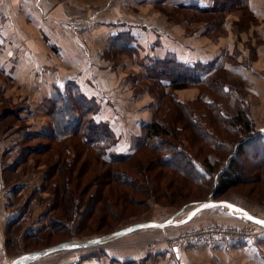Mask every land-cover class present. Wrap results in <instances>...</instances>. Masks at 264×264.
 <instances>
[{
    "label": "rangeland",
    "instance_id": "1",
    "mask_svg": "<svg viewBox=\"0 0 264 264\" xmlns=\"http://www.w3.org/2000/svg\"><path fill=\"white\" fill-rule=\"evenodd\" d=\"M205 1H197V3L200 5L205 3V7L214 3V0ZM244 2L247 6L237 4L225 11L205 10L208 8L198 11L190 7L156 5L157 9L163 11L164 14L166 13L165 15L168 16L171 22L183 25L186 34L190 37L198 38V35H201L202 44L208 45V43H212L219 46V50H217L219 51L218 65L221 64L223 66L220 74H218V79L221 84L229 87V92L224 97L221 94L218 97L215 90L212 93L210 92L211 89L204 85L187 86L172 90V94H168L169 100L166 101L167 97H164L163 101H165V104H161L163 102L158 94V85L154 87L150 78L137 76V70L139 69L132 71V66L129 64L133 63V65L140 68V63L135 59L136 57L129 59L132 58L129 54L106 48L107 58L109 57L113 60L112 62L111 60L107 61L106 70L113 71V74H100L99 76L103 77L105 75L106 81H108L107 76L109 75L114 77V79L116 78L117 81L115 83L120 89L123 99L130 104H138L139 107L136 110L123 108L106 117L105 121H107L114 140L110 151L120 154L134 150L141 139L140 134L143 130V126L137 124V119L142 118L144 122L156 121L164 124L167 127L166 129H170L173 126L172 130L176 131L173 130L171 132L168 140L173 139L176 142V147H180L186 152L188 151V156L198 159L204 166H200V171L205 177L193 181L191 178L181 176L177 172L163 169L157 166L159 161L156 160L158 153H148L146 152V147H143L141 151L134 153L135 157L141 158V166L139 168L137 166L136 171L128 173L130 174L129 176H133V181L130 184H117L114 182L112 183L114 185L105 186L101 191L96 185H92L88 191L89 194L98 192L102 196V202L97 207L96 219L90 222L83 218L81 223L75 221L73 224L71 221H65L66 224L62 228L63 232L68 235L71 233L85 235L86 237H83V239L99 236L102 235L100 234L102 232L113 231V229L126 227L135 222L164 220L183 206L207 199H226L251 213L264 216V156H262L264 149L260 146L261 142H258V140L250 139L245 145L240 147L239 153L235 156L237 164L242 166L240 181L223 195L217 198L212 195L214 182V176L212 175L223 166L234 142L244 136L241 127L235 129L232 125H225L219 121H230L231 123L236 111H241L242 109L252 122V131L250 130V132H260L262 138H264V0H244ZM227 48H229V53H226ZM259 49H262V53L259 52ZM125 61L130 63L127 66H123ZM226 63H228L229 72L226 70ZM251 63H254L259 68V74H244L242 68L245 66L248 68L247 65H251ZM243 64L245 66H242ZM144 66L146 67L145 64ZM95 77L98 79V75ZM203 96L207 99L217 98V101L221 104L218 109L213 110L214 113L212 114L214 117L211 115V118L205 117L203 119L205 115L203 111L206 110V107L200 100L194 101V99L198 97L200 99ZM173 97L180 103H190L191 107L194 108V112L217 134V137L211 140L217 147L205 146L204 142L198 141L195 137L193 139L190 137V133L193 134V132L187 127L188 115L174 103ZM0 99L5 101V103H2L3 105L1 104L3 107L13 106L15 108L17 106V100L8 95V93L5 96L0 94ZM175 109H178V117L185 119L184 124L182 121L172 123V119L176 116L173 113ZM192 114L194 113L192 112ZM105 115L106 113L103 114V116ZM222 115L226 118L228 116L227 120ZM9 116L6 115L4 121L14 122L12 121L13 118H9ZM100 116L101 113L96 117V120H101ZM219 124H221V127H219ZM215 126L218 128L215 129ZM207 138L212 139V136ZM39 142L40 140L37 138L36 140L20 143L19 146H34ZM59 144L60 142H54L53 147L58 148ZM202 148L204 149L202 150ZM49 151L42 154H29L24 157L25 160L27 159L26 161L22 158L25 161L21 163L23 168L7 170L2 174V181L7 189L10 186H20L17 193L3 190V194L6 203L8 202L9 204L8 210L6 209L7 213L9 215L12 213L17 214L14 209H18L19 212L21 210L23 218L22 228L26 230L45 225L46 228L44 230L52 232L46 226L49 217L64 216L65 214L64 218L70 219L72 215V210L68 213L70 206L68 209L67 206L63 205L67 208V212H64L65 209L61 204L55 209H51L52 201L56 199L55 194H57L54 188V179L57 180V175H52L50 179L44 180L47 167L49 166V161H46L48 155H50ZM88 151L90 150L84 149L85 153ZM55 154L52 156V161L57 158V154ZM71 155H74L73 151ZM85 157L86 154H83L82 159ZM150 159H152V162L146 168ZM106 167L107 165L103 166L100 164V166H97V170H104ZM24 168H27V170ZM119 188H123L124 191L122 193L119 192ZM187 208H185L184 212ZM211 212L220 213L223 212V209L215 207ZM226 212L224 211L225 214L221 213L222 217L217 216L209 221L232 223L225 219ZM183 213L178 215L179 218L184 216ZM227 215L229 216V213ZM235 218L237 219L233 218L232 220L239 221H235L233 224L248 222L240 217ZM209 221L191 222L188 226L205 224ZM185 223H182L181 226ZM71 224L72 227L70 226ZM87 224L93 225L90 228ZM75 225L79 227L75 228L74 231L73 227ZM160 228L157 227L159 230ZM149 231L154 230L149 227L141 228L93 247L62 250L48 256H60L72 251H80L82 252L81 255L85 257L89 255L97 256L104 253L106 248L110 249L111 247H107L110 244L119 243L132 237L139 238L135 236L145 233L149 234L147 233ZM41 234L48 233L42 232ZM53 238H49L48 243L51 245L58 243L56 241L61 239V237ZM78 238L80 239L81 237ZM37 245L42 246L43 243Z\"/></svg>",
    "mask_w": 264,
    "mask_h": 264
},
{
    "label": "crops",
    "instance_id": "2",
    "mask_svg": "<svg viewBox=\"0 0 264 264\" xmlns=\"http://www.w3.org/2000/svg\"><path fill=\"white\" fill-rule=\"evenodd\" d=\"M197 1L206 2L0 0V94L5 96L8 93L17 100L14 108L1 106L5 101L0 99V264L19 255L10 254L7 250V224L16 214L7 213L9 204L3 194V190L14 192L16 186L7 189L2 181L4 171L19 170L21 163L25 162L22 158L24 148L28 146L20 147L19 144L36 140L50 127L55 105L68 86L74 87L76 95L94 102L98 110L96 117L101 113V120L98 121L106 120L111 113L123 108H139L138 104H130L123 99L115 83L116 78L109 75L106 81L105 75L99 76L113 74V71L106 70V63L111 60L106 56V48H110L121 33L129 36V46L132 47L126 53L132 56L129 59L136 57L140 63V68L128 61L123 66L129 64L132 71L139 69L137 76L143 78H147V66L155 58L172 56L177 61L189 64L214 59L218 63L219 46L202 44L201 35L198 38L190 37L183 25L171 22L166 13L156 7L160 4L185 8L184 5L188 3L198 5ZM205 5L199 4L200 7ZM228 49L226 53H229ZM259 52L262 53V49ZM227 64L225 67L229 72ZM247 66L242 68L244 74H259V68L254 63ZM6 115H10L14 122H5ZM142 121L139 118L136 122L140 125ZM214 208L199 211L183 226L182 223H170L149 227L154 231L135 236L139 238L132 237L110 244L107 247L111 248H106L98 256L85 257L80 251H72L54 257L48 254L27 264H264V237L254 243L218 242L179 249L166 244L167 236L191 222H206L217 216L222 217L224 211H227L226 220L232 223L239 221L232 220L237 216L226 208L218 207L223 209L220 213L211 212ZM176 218L180 219L179 216ZM157 227H161L160 230ZM150 240L156 241L155 249L145 247Z\"/></svg>",
    "mask_w": 264,
    "mask_h": 264
},
{
    "label": "trees",
    "instance_id": "3",
    "mask_svg": "<svg viewBox=\"0 0 264 264\" xmlns=\"http://www.w3.org/2000/svg\"><path fill=\"white\" fill-rule=\"evenodd\" d=\"M237 4L247 6L244 0H214L213 5L206 7H200L195 3H188L184 6L192 7L198 11H202L204 8H208L205 10L225 11ZM128 38L127 33L119 34L109 49L123 53L130 52L132 47L129 46ZM222 66L221 64L218 65L214 59L207 62L195 61L189 64L177 61L172 56H165L153 59L146 70L147 77L152 80V85L154 87L158 85L159 87L158 94L161 96L163 102L161 104H165L163 98L167 97L166 101H168V94H172V90L187 86L204 85L205 87H209L212 93L215 90L218 97H220V94L224 97L229 92V87L219 82L218 74H220ZM204 97H201L202 99L198 97L194 101L200 100L205 105L206 110L203 111L205 113L203 119L205 117L211 118V115L214 117L212 114L214 113L213 110L218 109L221 104L217 101V98L207 99ZM173 101L188 115L187 127L193 132V134L190 133V137L192 139L195 137L198 141L204 142L205 146L209 145L211 148L217 147L211 142V140L217 137V134L194 112V108L191 107L190 103H180L174 97ZM97 112L98 110L94 102L76 95L74 87L68 86L65 88L63 94L59 96L55 105L53 121L50 123V127L38 136L40 142L34 146L24 148L23 158L29 154H42L50 150V155H48V159L46 160L49 161V166L47 167L44 180L50 179L52 175H57V180L54 179V188L57 194H55L56 199L52 201L51 209H55L61 204L65 209L64 212H67V208L69 209L70 206L68 213L72 210V215L70 219L64 218L65 214L64 216L49 217L46 226L52 232H46L44 230L46 228L45 225L31 230H24L22 228V211L15 210L17 214L9 220L6 230V246L10 254H21L28 250L49 246L51 245L48 243L49 238L54 239L53 237H61L56 242L86 237L81 234L71 233L68 235L63 232L62 228L66 224L65 221H71L73 224L75 221L81 223L83 218L90 222L95 220L97 207L102 202V196L98 192L96 194H89L88 191L91 186L96 185L101 191L105 186L114 185L112 184L114 182L117 184H130L133 181V176H129L130 174L128 173L136 171L137 166L139 168L142 164L141 158L135 157L134 153L139 150L141 151L143 147H146V152L148 153H158L157 158L155 156L156 160H159L157 166L163 169L177 172L181 176L191 178L193 181L205 177L202 171H200V166L204 167L202 163L198 159L188 156V151L186 152L182 148L176 147V142L173 139L168 140V137L171 136V132L174 130H172L173 126L170 129H166L167 127L159 122L142 121L139 125L143 126L140 134L141 139L134 150L127 153H113L110 151V147L114 143L112 133L107 121L96 120ZM173 113L176 116L172 119V123L182 121L184 124L185 119L178 117V109H175ZM222 117L226 118L223 115ZM233 118L231 123L230 121L219 122L225 125H232L235 129L241 127L244 136L234 142L223 166L212 175L214 176L212 195L216 198L226 193L233 185L240 181L242 166L238 165L235 159L236 154L240 151V147L253 138L261 142L260 146L264 149L262 134L257 131L250 132V130L252 131V122L244 110L236 111ZM219 127H221V124H219ZM217 128L215 126V129ZM184 129L186 130L185 125ZM210 136H212V139L207 138ZM54 142H60L58 148L53 147ZM84 149L90 151L85 153ZM72 151L74 152L73 156L71 155ZM55 153L57 154V158L52 161V156ZM83 154H86L84 159H82ZM262 154L264 156V150ZM152 159H150L146 168H148ZM100 164L103 166L107 165V167L99 171L97 170V166H100ZM18 189L19 187L16 186V190L13 191L17 193ZM123 191V188H119V192L122 193ZM63 205L67 206V208ZM72 224L70 225L71 227ZM93 224L87 225L91 228ZM78 227L75 225L73 230L75 231V228L77 229ZM111 231L108 230L100 234ZM42 232L48 234L42 235ZM42 243V246L37 245Z\"/></svg>",
    "mask_w": 264,
    "mask_h": 264
},
{
    "label": "water",
    "instance_id": "4",
    "mask_svg": "<svg viewBox=\"0 0 264 264\" xmlns=\"http://www.w3.org/2000/svg\"><path fill=\"white\" fill-rule=\"evenodd\" d=\"M209 204L215 205V207L226 208L235 216L243 218L246 221H249L251 223H254L264 228V224L258 223V221H264V218L259 217L258 215L245 210L244 208L232 203L231 201H228L226 199H207V200H202V201L191 203L190 206L193 205V207L190 210H188V212L183 218H180V219L176 217L180 213H183L185 208H187V206L189 205L183 206L180 209H178L167 220L141 221V222L132 223L129 226L122 227L117 230H113L111 232H108V233H105L99 236H94V237L84 238V239H72V240L61 241V242H58V243H55L49 246H45L39 249H34L31 251L23 252L17 256H14L8 259V261L3 262L1 264H27L29 262H32L38 258H41L43 256H46L54 252H58L62 250H76V249H85V248L93 247L101 243H104L110 239L123 236L125 234L131 233L141 228L153 227V226H163V225L170 224V223H175V224L185 223L189 221L199 211L214 208V207H203L204 205H209ZM226 205H232L233 207L229 208ZM249 216L252 217V219H248Z\"/></svg>",
    "mask_w": 264,
    "mask_h": 264
},
{
    "label": "built area",
    "instance_id": "5",
    "mask_svg": "<svg viewBox=\"0 0 264 264\" xmlns=\"http://www.w3.org/2000/svg\"><path fill=\"white\" fill-rule=\"evenodd\" d=\"M264 228L251 223H226L222 221H209L205 224L188 226L165 238L170 248L179 249L184 246L205 244L214 245L218 242H251L258 241L264 235ZM156 241H148L147 249H155Z\"/></svg>",
    "mask_w": 264,
    "mask_h": 264
},
{
    "label": "snow or ice",
    "instance_id": "6",
    "mask_svg": "<svg viewBox=\"0 0 264 264\" xmlns=\"http://www.w3.org/2000/svg\"><path fill=\"white\" fill-rule=\"evenodd\" d=\"M227 207H229V208H231V207H233L232 205H226ZM203 207H215V205H204ZM240 211H242V210H240ZM248 219H252V217H248ZM258 223H261V224H264V221H258Z\"/></svg>",
    "mask_w": 264,
    "mask_h": 264
},
{
    "label": "bare ground",
    "instance_id": "7",
    "mask_svg": "<svg viewBox=\"0 0 264 264\" xmlns=\"http://www.w3.org/2000/svg\"><path fill=\"white\" fill-rule=\"evenodd\" d=\"M193 207V205L192 206H189L187 209L188 210H190L191 208ZM186 209V211L183 213V215L185 216L186 215V213L188 212V210ZM256 215H258L259 217H262V218H264V216H261V215H259V214H256ZM155 221H163L162 219H159V220H155ZM141 222V221H140ZM136 223V222H135ZM122 228V227H121ZM117 230V229H116Z\"/></svg>",
    "mask_w": 264,
    "mask_h": 264
}]
</instances>
